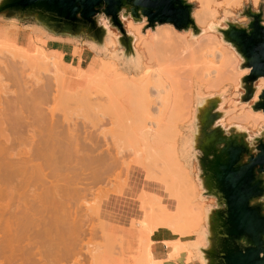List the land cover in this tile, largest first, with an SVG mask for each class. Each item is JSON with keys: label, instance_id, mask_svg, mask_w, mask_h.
<instances>
[{"label": "bare ground", "instance_id": "bare-ground-1", "mask_svg": "<svg viewBox=\"0 0 264 264\" xmlns=\"http://www.w3.org/2000/svg\"><path fill=\"white\" fill-rule=\"evenodd\" d=\"M191 1H195L198 4L197 9H196L195 13L193 14L194 19H195L194 20L195 23L198 26H201V27H204L205 29H208V31L211 30L210 32L215 31V30L216 31L219 30V28H218L219 25L217 23V20L220 19L219 17L221 16V14H222V16L229 17V16H231L232 11L239 8L238 2H234L233 0L230 2H227L224 5H221V3H218L216 0H191ZM257 2H258V0H253L252 3L254 5H257ZM124 25H125L126 30L129 34H133L132 35L133 37H134V35L136 36L137 40L134 39L135 41H137L135 43V46L141 50V51L139 50V55H137V54L135 55L136 57L134 60H132V62L126 63L127 58L126 59L123 58V56L118 53V50H117V45L119 43L118 35L116 37L112 36V37L106 38V41L104 44L105 45V47H104L105 59H102V67H101L100 71L95 75L90 74V73H86V72L81 71L79 69H76L75 72L73 71V72H70L69 74L63 73L59 69L58 60L55 58H52V57L48 58L45 55L44 49L42 47H38V49L36 48V53H33V54H36V57L34 55V58L35 59L37 58V60H39V58H40V64L43 67V69L46 70V72L48 71L47 73H50L49 71L53 72V73H50V76H49V74H48V76H45L46 77L45 79H47V82H48L49 78L53 77L52 79H49V82L52 81L51 82L52 87L49 85L51 83H48L49 86L47 85L46 82H45V84L42 83V79L44 77L39 78L38 76H39L40 71H42L43 69L40 70L38 68V70H40V71H39L38 76H37L38 79H36V81H35L36 83H34V84L38 85V87L41 89L40 93L38 92V94H34V93L31 94V89L28 87V83H26V84L22 83L25 86V88L23 89V87H24L23 85L21 86V88H19V90L23 89L22 91L24 92V93L22 92V94L19 92L20 94L19 93L18 94L20 96L16 95V97L13 99V98H8L6 93L4 94L5 96H2L0 94V184H2V185H0V186H2V187H0V199H1L0 202L3 200L2 193L5 190H8V191H6L8 194H6V192H5V194L3 193L4 195H6V196H4V198L6 197L5 199H7L8 201L9 200L11 201L12 199L13 200L16 199L15 198L16 194H14V192H17V190L16 191L14 190V188H16V186L18 184V183L16 184V181H18L19 182L18 185H20V187L18 186L17 188L27 189L28 187H30L29 189H27L30 192V194H29V192L24 193V190L23 191L21 190L23 193L20 194V192H19V195H21L20 197L26 196V194L28 193L29 194V195H27L28 199H31V201L37 202L36 204L39 203L43 208L45 207L46 209H44L43 211H40V209H39L38 212L35 211L32 214H28V215L29 216L31 215V218L34 217V219L36 218L37 220L38 219H40L41 221L45 220L44 222H46L47 224L46 223L43 224V228L45 229L46 225L47 226L50 225L51 227L50 226L49 227L52 230H54L56 234L58 233L57 235L54 236L55 233L53 234L52 230H50V228L48 229V227H47L46 228L47 230L46 229L45 230L49 233L50 236L46 235L44 233L43 234L46 236V238L50 237V239H52L53 243H57V246L59 247L57 250H59V252L61 250L62 254L64 253L63 256L60 254L62 256V260L65 258L64 260L67 261L66 258L68 259L73 254H74V256H75V254H79V256H75V257L73 256L74 258L82 256V254L80 255V253L82 251L80 252L79 250L77 251V249H76L77 252H74V253L72 252V254H71V251L65 247V245L68 243L67 241L69 240V239L68 240L66 239V236H68V235H66L64 237L63 242H60L59 241L60 239H58V237H57L60 234L59 232H61L59 238L64 236L63 231H58V230H61V228H59L60 227L59 225H61V224L64 225V223L59 224L60 222L58 219H60V221H62L64 218H69L71 220V218L74 217L77 219V216H75V215H77V212L74 211L75 213L73 214V212H71V211L62 210L61 206H62L63 202L64 201L66 202L68 200V199H65V196L74 198L73 196L75 195L74 200L78 198L81 201L85 197L80 198L78 196L79 195L84 196L85 194L83 195L84 191L82 192V190H85L87 188L85 186V189H84V186L81 185L82 183L87 185L90 178L91 179H97L99 183L100 182L104 183L103 180L106 179V178H104L105 175H107L110 178H113L115 176L114 181L116 183L117 179L120 178L121 174L126 171V173H128L129 175H128V179L124 185L120 184V181H119L117 183L120 185L117 184L118 187L116 186V188H115V185H116L115 183H114V185L109 184L110 182L108 183L106 181L107 179L104 181H106V184L108 183L107 185H109L110 187H114V189H113L114 191H118V192L120 191L119 193H121L123 196H131L132 195L131 198H133V195H134L135 200H137V198H138L139 202L141 203V209L143 210V211L141 210V212H143V213L144 212L147 213L146 210H148L147 208H144V206L146 207V205H147L148 208L150 206V203L149 204L146 203L147 201H145V200L150 199V201H151V199H153V201H154L155 198L156 199L158 198L160 201H158V199L157 200L155 199V201L156 202L158 201L157 204L160 203V204H158V205H160V208H158L159 206H157L158 210L159 209L160 210L158 211V213H155L157 211L156 210L154 212V214H157V216L160 217L158 219H160L161 221L159 220L160 222H159V224H157L158 219L155 218L156 219L155 220L154 217H152V218L155 220V223L158 226H160V228L158 227V229L163 230L165 232H168L169 238L165 242L164 246L169 251V254L171 253V251L173 253L172 256H174V252H184V253L188 254L187 260L192 261L193 264H207V260L205 258L203 251H204V249H206V247L208 245L206 244V240L204 241L201 239V238H203L201 235L203 234V230L205 227V225H204V214H205L206 221H208L211 210L206 207L205 200L201 201V202L197 201V198H198L200 192L197 189L198 187H197L196 183H194V181H193V177H191L190 174L188 173V167L185 164L186 157L184 160V158L180 154L181 150H179L178 143H180L179 142L180 138L188 139L189 134L193 131V128L195 127V125L193 126V124H195V122L197 120V116L199 114L198 110L207 107L208 102L210 100L216 99V102L218 103L217 112L222 113L221 108H223V105L225 103V99H224V92L225 91L222 92L218 96H216L215 94L212 95V94H208V93L211 91H218V90L220 91V89L222 87L230 86L231 84H232V86L235 85V88H236V86L239 85V83L241 81V78H240L241 75L236 76V75H234V73L226 70L227 62L225 63V60L227 59V57L219 49V47H222L220 44L221 41H220L219 36H217L215 34H212L211 38L213 40L208 42L205 46H198V45L195 46V44L191 40H187L186 38H184V36H182L181 38H180V36L177 37L176 32H172L173 28L167 32H163V34L160 31H156L152 35L147 34V32H146V35H142V34H140V30L142 28V25H135L131 21H128ZM202 31L203 30H200V33H202ZM109 32H111V31H109ZM179 32H182V31H179ZM188 34H190V33H188ZM194 35L196 36L198 34H194ZM0 37H2V34H0ZM35 39H37L40 44H45V42H46V41L42 40V38L41 39L35 38ZM1 43H3V45L1 44L0 47L4 46V42H1ZM88 44L90 47L91 43H88ZM5 46H4V48H0V54L6 53V55H7V53H9V55H10V56L8 55L9 59L15 65H12L13 64L12 63L11 64L12 66L10 67L11 61L9 60L8 61L9 66L7 64L5 65V63H2V64H4L5 67H9V68L6 69L4 66L3 67L6 70H8L10 75H11L10 76L8 74L7 77H11V79H12L13 76H15L14 79H16L18 77L17 75L20 74L18 70H20V72H21V64L19 65L20 66V69H19L18 68L19 66L17 67L18 59H16V58L18 56L22 57V58H25V57H23L24 55H21V56L17 55L16 51H12V50H19V49H24V48H21V47L12 45V44H8V43H5ZM7 47H9V49ZM110 52H111V55L109 54ZM38 53H39V55H37ZM37 56H39V58ZM218 58H220L223 61L221 63L216 64L217 62L215 63V61L218 60ZM36 62H38V61H36ZM27 63H29V62L27 61ZM29 65H30V63H29ZM3 67H1V68H3ZM22 67H23V64H22ZM48 67H49V70H48ZM15 68L16 69L18 68L17 72L19 74L16 73ZM23 68H25V67H23ZM34 68H35V66H34ZM6 70L4 73L7 74ZM24 72H21V73H23V75H24ZM29 72H31V71H29ZM29 72H27L26 74L28 75ZM125 72H128V73H125ZM1 73H3V72L1 71L0 74ZM2 75H4V74H2ZM29 76H30V73H29ZM242 76H243V74H242ZM22 77L24 78L25 75L21 76V78L18 77L17 79L18 80L21 79L19 81L22 82V80H23ZM31 77H34V75L32 76V74H31ZM0 78L2 79L5 77L2 76ZM45 79H44V81H45ZM18 80H17V82H18ZM21 82H19V83L21 84ZM23 82H24V80H23ZM32 83H33V81L31 82V84ZM0 84H2V83H0ZM8 84H9V81H8ZM54 85L56 88L53 87ZM31 86H34V85L32 84ZM6 87H8V86L6 85ZM50 87L52 89L53 88L56 89V90L54 89L55 90L54 95H56V91L58 93L56 96L53 95L54 90H52ZM1 90H3V89L1 88ZM19 90L17 89V91H19ZM29 91H30V93L27 94ZM11 92H13V94H14V91H11ZM11 92H9V93H11ZM25 92H27V93H25ZM7 93H8V90H7ZM16 93L17 92H15V94ZM50 93L54 96V100L56 102L58 101V103H60V102L63 103L64 104V105L62 104L63 106L67 105L68 107H70L72 105V106H75L76 108L83 110V111L87 110V111L97 113L98 118H99V116L102 119L105 118L106 113H104L105 112L104 108L108 109V111L110 110L112 112L111 113L112 115L108 119H110V118L113 119V122L116 126V132L115 133L117 135H120L121 133H123L128 138V140H127V141H129L128 144L129 145L132 144V146H128L126 144L127 147L125 148L124 151L131 152L130 150H126V149H128L129 147L130 148L132 147L131 150H133V152H135V155H136L135 158L137 159V162L134 161V163L136 162L135 163L136 165H134L133 161L131 163H129L127 161L129 163V164L127 163L128 164V166H127V165H125V163L123 161L120 162V159H123V157H119L118 154H113L112 151H111V153H112L111 154L109 151V147H111L113 143L111 144L109 142V140L103 139L104 141L106 140L108 142V143L106 142L107 146L109 143L111 146H108L107 149L105 148L106 150L105 149L102 150V148H104L103 147L104 145L101 144L100 141H98L99 139L97 138V135H96V138L93 135V134H97V133H92V131L91 132L82 131L81 128L78 127V124L77 125L75 124L76 121H78L79 119L78 120L74 119L73 121L75 123L72 122L70 118H73V117L70 116L71 115L70 113H69L70 117H68V115L66 116V114H68V113H65V115H64L63 112H65V111L62 112V110H64V109L61 110L62 116L61 115H59V116H61L63 118L68 117L70 122L64 121V123H63V120L61 119L62 120V124H61L59 121L54 119V117H56V116L53 114V112L55 113L56 111L54 109H53L54 111H52V109H49L50 115L52 114V116L50 118H47L46 123H44V124H47L46 129H45V127L39 128V126H42V125L40 123H39L40 125L37 123V125H39L37 130L39 129V131H40V129H41L42 130L41 133H42L44 131L43 129H45V131H44L45 134L43 133V135H42L40 133V135H42L40 138L38 135V133H39V131H38L37 135H38L39 139L38 138L36 139V135L32 134V136H30V131H31L30 129L32 128V126H35L34 124L37 121H35V119H34L35 122L31 121L32 119L30 118V115L32 113L29 115L27 114V113H29L28 110L30 108V106H29L30 102L29 101L32 102L31 99L39 100L41 102L42 101L45 102V104H46L50 101V99L51 100L53 99L51 97L52 95ZM218 93H220V92H218ZM26 94L27 95L31 94L30 95L31 97L28 96V97H30V98H28ZM49 95H51V96H49ZM99 95L100 96L105 95V98L104 97L98 98ZM46 97H49V99H48L49 101L47 100ZM55 97H56V99H55ZM99 99H102V100L100 101ZM97 100H99V101H97ZM55 101H53V102H55ZM43 102H42V104H43ZM58 105L59 104L55 103L56 107ZM4 106H6V108ZM28 106H29V108H28ZM34 107L36 108L37 104ZM53 107L54 106L52 105V108ZM102 107H103L102 110H104L103 113H101L102 110L100 111V109ZM62 108H64V107H62ZM31 109H32V107H31ZM38 109L39 108H36L35 110L37 111ZM58 109H59V107H58ZM67 110L68 109H66V111ZM70 110H71V107H70ZM59 111H60V109H59ZM42 112H44V111H42ZM244 112L245 113H243L241 115L240 114H237V115L233 114L230 117H228L227 120H224V116L226 114L223 113L222 117L218 120L217 125L222 127L225 131H228L229 129L233 128L236 132L247 133L248 136H250L249 135L250 129L251 130L257 129L256 134L259 133V134L264 135V115H257V114L252 113V112L249 113V111H246V110ZM36 113H38V114H35V115H39L40 112H36ZM57 114H59V113L57 112L56 115ZM74 114H75V112H74ZM40 115H41V113H40ZM40 115L38 117H40ZM53 115H54V117H53ZM107 115L109 116V114H107ZM38 117H34V118H38ZM41 117H42V115H41ZM41 117H40V119H42ZM82 118L83 117H81V120H82ZM101 118L99 120H102ZM191 118H192V122H190L188 124V122L191 120ZM40 119H39V121H40ZM67 119H65V120H67ZM86 119H88L87 116H86ZM42 121H45V120H42ZM95 121L96 120H94V121L92 120V124H94L93 122H95ZM224 121L226 122V124ZM96 122H98V121H96ZM109 122H111V121H109ZM72 123H74V124H72ZM83 123L84 122H82V124ZM101 123H99V124H101ZM82 124H80V125H82ZM185 124H188V125L184 128V131H183V125H185ZM43 126H45V125H43ZM94 126H97V123L94 124ZM90 127L91 126H89V128ZM35 128H36V126L32 129H35ZM86 128H88V127H86ZM93 130H95V129H93ZM93 132H95V131H93ZM102 132H104V131H102ZM105 133L106 132H104V134ZM107 133H109V131H107ZM196 133H197V131H196ZM99 134H98V136H99ZM105 137L103 136V138H105ZM108 138H110V137H108ZM114 138H116L117 143H120L119 140L117 139L116 135L114 136ZM249 139H250V137H249ZM189 140H190V137H189ZM115 142H114V148H116ZM121 144H122V142H121ZM106 145H105V147H106ZM181 146H183V145H181ZM20 147H22V150H20ZM124 147H123V149H124ZM110 150H113V148H111ZM97 152H98V154H96ZM185 152H187V150H185ZM123 155H124V153H123ZM133 155H134V153H133ZM190 162H191V160H190ZM93 163H94V165L97 164L100 167L101 166L104 167L103 165H106L105 166L106 167L105 173H104V171L102 173V176L104 179L102 178V176L100 174L102 172L101 170H100V172H89L88 173V171L90 170V166H92ZM137 163H138V165H137ZM94 165H93V168H96L97 166L94 167ZM124 165H125V167H128V168L129 167H132V168L135 167L136 169L134 168V170H132V169L124 170L123 169L124 167H122ZM105 167L103 168V170L105 169ZM149 169H150V172H149ZM93 170H96V169H93ZM117 171H118V173H117ZM142 171L144 172V176H140V172H142ZM147 173H148V175H146ZM103 174H105V175H103ZM122 175H124V174H122ZM111 176H113V177H111ZM146 177H147L148 181H149V178L151 179L150 182L152 183V185L154 184V187H152V186L151 187H152V189L155 190V192H154L155 196H156L155 198L147 197V194L150 195L149 194L150 192H146V189H145L146 185L145 184H144L145 185L144 190L146 193L143 192V190H140L141 188L143 189L142 184L145 183V182H141V180L146 179ZM121 182L123 183V181H121ZM13 183L16 184V186ZM140 183H141V186H140L141 188H137L138 187L137 185ZM151 183H150V185H151ZM21 184L24 187L26 186L27 188H23L21 186ZM146 184H149V183L147 182ZM183 184L185 185L184 190L187 191V194L185 193L186 194L185 200L187 199L186 197H188L187 195L190 196L187 199V201H184V199H182L183 198V196H182L183 191H181L182 190L181 188H182ZM3 185L5 188L2 191ZM79 185H80V187H79ZM81 187H83V188H81ZM105 187L107 188V186H104L103 188H105ZM110 187H108L107 189L105 188L106 192H108L107 190ZM80 188H81V190H79ZM100 188H99V192H100ZM136 188H137L138 192L136 191ZM12 189L14 191H12ZM105 189H104V191H105ZM134 189H135V191L133 192ZM27 190H25V191H27ZM109 190H112V189L110 188ZM93 191L94 190H92V192ZM139 191H141V194ZM81 192H82V194H81ZM85 192H86V190H85ZM106 192H104V193L106 194ZM181 192H182V195H181ZM136 193H139L138 194L139 196ZM12 195H15V197ZM99 195H97V197ZM104 195H102V196L100 195V196L103 198ZM141 195L146 196V197H142ZM27 196H26V198H27ZM86 196H87V194H86ZM20 197H18L19 201H21ZM68 197H66V198H68ZM139 197H141V198H139ZM72 198H71V200H72ZM91 200H93V199H91ZM140 200H143V201H140ZM68 201H70V199ZM76 201H73V202L76 203ZM86 201H89V200H86ZM155 201L151 204L156 203ZM85 202H84V204H85ZM98 203H99V199H98ZM39 204H38V206H39ZM2 205L3 204H1V206ZM34 205H35V203H34ZM90 206L91 205H89V207H88L89 209L93 207V206L92 207H90ZM155 207H156V205H155ZM143 208L145 209V211ZM157 208H155V209H157ZM151 209H153V207ZM30 210H32V209H30ZM68 210H69V208H68ZM141 212L139 213V216H137V217H139V219L138 218L135 220L133 219L131 222V227L133 228V231H136V230L139 231L143 228V226L141 228V224H140V222H141L140 216L142 215ZM149 212H152V210ZM18 213H19V211H18ZM145 213H144L145 217L142 216L144 218H146L147 215L149 216L148 213L146 215H145ZM153 215H150L149 217L151 218V216H153ZM148 216H147V218H148ZM31 218H30V220H31ZM150 218H148V219H150ZM53 219L55 220L54 223L57 222L56 224H59V225H57V226H55L56 224H54V225L49 224L48 225V223L53 224V221H54ZM148 219H147V222H148ZM48 220H51V221L47 222ZM28 221H29V218H28ZM73 221L76 222L74 219H73ZM74 222L73 223L69 222V223H71L74 226ZM77 222L79 223V221H77ZM142 222H144V221H142ZM152 222H149V223L152 224ZM194 222H196V223H194ZM25 223H26V221H25ZM32 223H33V221H32ZM39 223H40L39 226H41L42 222H39ZM10 224L12 225L13 223L10 222ZM19 224L21 225V223H19ZM30 224H28V225L30 226ZM65 224H66V222H65ZM195 224H196V226H195ZM22 225H23V223H22ZM148 225L147 226L149 229L151 227L152 229H154V231H159L157 229L155 230V227H157V225L154 224L155 225V227L153 225L154 228L150 224H148ZM16 226H18V224ZM67 226H68V221H67ZM144 226H146V224ZM7 227L9 230V228H10L9 223H8ZM53 227H57V229L58 228L59 229L57 230L56 228H53ZM12 228H13V226H12ZM73 228H74L73 229L74 232L78 231V230L75 231V229H76L75 226ZM81 228H80V230H81ZM144 228H145V230L147 229L146 227H144ZM144 228L141 230V233L144 230ZM207 228H208V225H207ZM128 229L125 230V228H123V230H125V231H128ZM149 229H148V232H151V235H152V231H151V229L149 231ZM13 230H14V228L12 229V231ZM24 230H23V232H24ZM34 230H36V229H34ZM5 231H6V228H5ZM12 231L9 230L7 233L9 234ZM16 231H18V230H16ZM46 231H44V232H46ZM64 231H65V229H64ZM66 231L69 232L70 229L69 230L66 229ZM73 231H72L73 235L72 234L71 235L74 238V235L76 236V234H74ZM14 232L15 231H13V233ZM38 232H41V230H38ZM24 233H26V232H24ZM51 233H52V235H51ZM78 233L80 234V231ZM145 233L146 234L142 233L143 234L142 236L147 235V231H145ZM12 234H10V236H12ZM18 234L21 235V232H19ZM151 235L148 234V237H146V236L144 237V239L146 238V240L148 239L149 241H146L143 239L144 240L143 243L141 245L139 244V246H138L139 250L137 251L136 256L132 257V260L130 259L131 261L130 262L128 261L129 262L128 264H177L174 261L170 262L168 257H166L165 259H159L152 252V250H151L152 240L149 239V238H151L150 237ZM72 236H71V239H73ZM6 237L9 240H6V242H4L3 240L2 241L4 242V244H6V245H4V244L3 245L8 246V247L0 248V257L5 258L7 261H10L12 263V261L15 260V256L20 257V256L16 255V253L20 250L16 251L15 248H17V247L15 245H14L15 248L13 245L11 247L10 244H11V242L14 244V242H16V239H19V237L17 238V236H15L13 234L12 239L16 238L13 241H12L11 237H9V235ZM52 237H54V239L56 241L58 239V241L56 242L55 240H53ZM81 238H82V236H81ZM141 238H143V237H141ZM64 240H66L65 242H67V243H65ZM7 241H8V243H7ZM52 241H50V242H52ZM61 241H62V239H61ZM74 241H76V240H74ZM60 243L64 246H61ZM63 243H65V244H63ZM70 243L73 244L76 242L72 241ZM4 246H2V247H4ZM50 247H52V246H50ZM62 247L66 248L67 251L66 250L62 251ZM76 247H77V245L75 246V248ZM91 247H92V245H91ZM100 247H102V246H100ZM6 248H8L7 249L9 251L8 254H6V251H7ZM12 248H14V249H12ZM52 248H54V247H52ZM80 250H82V249H80ZM99 250H101V249H99ZM14 251H15V253H14ZM90 251H92V250H90V247H89V252ZM96 251L100 252V251H98V249ZM105 252H104V254H105ZM120 252H121V250H120ZM93 253H94V255L96 254L95 251L92 252V255H93ZM100 253H102V252H100ZM108 253L106 252L105 256L107 255L110 258L111 256H109V255H111L112 253L109 255H108ZM53 254H50L51 255L50 258L52 257ZM55 254L56 255H54V256L58 257L57 253H55ZM87 254H89V253H87ZM27 256H28V254H27ZM115 256H117V255H115ZM99 257H100V255H99ZM102 257H103V255H102ZM106 257H104V258H106ZM21 258H22V254H21ZM50 258H47V260ZM53 259L55 260V258H53ZM58 259L61 260V257L57 258V260ZM79 259L80 258H78V260ZM54 260L53 261L49 260V262L51 261V263H52V262H54ZM62 260H61V262H62ZM75 260H77V259H75ZM75 260H74V262L79 263V262H77L78 260L77 261H75ZM94 260H95V258H94ZM171 260H173V258H171ZM22 261H24V260H22ZM97 261H98V259H97ZM103 261L106 262V259H104ZM107 261H109V259ZM46 263L48 264V262H46ZM46 263H44V264H46ZM108 263H110V262H108ZM59 264H61V263H59ZM62 264H63V262H62ZM79 264H81V262ZM106 264H107V262H106ZM111 264H113V263L111 262Z\"/></svg>", "mask_w": 264, "mask_h": 264}, {"label": "water", "instance_id": "water-1", "mask_svg": "<svg viewBox=\"0 0 264 264\" xmlns=\"http://www.w3.org/2000/svg\"><path fill=\"white\" fill-rule=\"evenodd\" d=\"M105 17L120 32L119 44L132 51L133 41L123 19L135 23L147 20L144 29L171 25L178 31L200 34L188 0H1L0 17L30 19L62 37L86 36L91 43L102 44L106 29L99 23ZM247 25L228 23L219 29L243 59V102L252 101L256 83L264 78L263 12L248 8ZM216 99L198 110L193 149L200 167L204 196L217 200L208 219V246L204 249L207 264H264V135L253 140L233 128L225 131L217 125L223 113L217 112ZM264 112V90L253 105Z\"/></svg>", "mask_w": 264, "mask_h": 264}, {"label": "rangeland", "instance_id": "rangeland-1", "mask_svg": "<svg viewBox=\"0 0 264 264\" xmlns=\"http://www.w3.org/2000/svg\"><path fill=\"white\" fill-rule=\"evenodd\" d=\"M1 1V0H0ZM218 3H221V5H224V4H226L227 2H230V1H232V0H216ZM234 2H238V6H239V8L238 9H236V10H234V11H232V14H231V16H229V17H225V16H222V14H221V16L219 17L220 19H218L217 20V23H218V25H219V29H224V28H227V24L228 23H238V24H240V25H247V24H249V22H250V20L246 17V16H244V12H245V10L246 9H248V8H252L255 12H259L260 10H262V12H263V18H264V0H258V2H257V5H254L252 2H253V0H233ZM188 2L190 3V4H192L193 5V14L195 13V11H196V9H197V3L195 2V1H191V0H188ZM235 8V7H234ZM193 18H194V16H193ZM128 20H131V22L133 23V19L132 18H127V19H124L123 20V23H127V21ZM195 20V19H194ZM99 23L101 24V25H105V24H108V26H109V28L113 31V32H115V33H117V35L118 36H120V32H118L115 28H112V26L109 24V22L107 21V19L103 16V17H99ZM142 23H144L143 25H142V28H141V30H140V34H142V35H146V33L145 34H143L144 33V29L148 26V24H147V20L145 19ZM27 24H36L35 23V21L34 20H30V19H24V20H20V19H7V18H5V17H0V26H6V27H11V26H17L18 28L19 27H22L23 25H27ZM134 24V23H133ZM197 25V24H196ZM226 25V26H225ZM158 27V26H157ZM156 27V29L154 30V31H152V30H148V31H146L147 32V34H153L154 32H156V31H160L162 34H163V32H167V31H169L170 29H172L173 28V31L172 32H176V36L177 37H179L180 36V38L182 37V36H184V38H186L187 40H191L194 44H195V46L196 45H198V46H205L208 42H210V41H212L213 39L211 38V36H212V34H215V35H217V36H219V38H220V41H221V46L222 47H219V49L225 54V56L227 57V61L225 60V63L227 62V64H226V70H228V71H230V72H232V73H234V75H236V76H238V75H241V81H240V83H239V85H237L236 86V88H235V85H233L232 86V84L230 85V86H224V87H222L221 89H220V91L218 90V91H211V92H209L208 94H212V95H216V96H218V95H220L222 92H224V99H225V103H224V105H223V108H221V112L222 113H225L226 115L224 116V120H227L228 119V117H230L231 115H237V114H243V113H245L244 111L246 110V111H249V113L250 112H252V113H255V114H257V115H264V112L263 111H254L253 110V105L255 104V102L258 100V97H259V95L261 94V92H262V90H264V78H261L257 83H256V88H257V90H256V92H255V95H254V98H253V100L252 101H249V102H243L242 101V96L245 94V90H244V88L242 87V78L245 76V75H247V74H249V72H250V70L249 69H242V64H243V59L237 54V52L235 51V49L230 45V44H228V43H226L224 40H223V37H222V35L218 32V31H212V32H210V31H208V29H205L204 27H201V26H198L197 25V27L200 29V30H203L202 31V33H200V34H198V35H194V33H193V30L192 29H190V30H188V31H182V32H179V31H177L173 26H169V25H167V26H163V27H158L157 28ZM169 28V29H168ZM205 29V30H204ZM188 33H190V34H188ZM1 38V37H0ZM65 39H69V37H64ZM171 38V37H170ZM71 39H73V41H75L76 43H77V45H76V47L77 48H75V49H79V51H82L83 49H86V48H88V46H89V44L88 43H91L89 40H88V38L86 37V36H81V37H78V38H71ZM86 41V42H85ZM1 42H4V46H5V43H8V44H12V45H15V46H18V47H21V48H24V49H19V50H12V51H16V54L17 55H24L23 57H25V58H22V57H17L16 59H18V61H17V67L21 64V72H24V75H25V77L23 78L22 77V79L24 80V82H23V80H22V82L21 81H19V80H21V79H17L18 77H20L21 78V76H24L23 75V73H21L20 72V70H18V68L20 69V66L16 69L15 68V70H16V73L17 74H19V75H17L18 77L16 78L17 80H18V82H17V80L16 79H14V77L15 76H13V78L11 79V77H7L8 76V74L10 75V73H9V71L8 70H6V69H8L9 67H5L4 66V64H2V63H5V65L7 64L8 66H9V64H8V61L10 60L9 59V53H7V55H6V53H2V54H0L1 56H0V70L3 72V73H1L0 75V77H2V76H4L5 78H0V83H2V84H0V87L3 89V90H1V88H0V94L2 95V96H5L4 94L6 93L7 94V97L8 98H15L16 97V95H18V96H20L19 94L21 93L22 94V90L25 88V86L22 84V83H28V87L31 89V94H38V92L40 93V88L38 87V85H36V84H34V83H36L35 81H36V79H38V77L39 78H43L42 79V83H44L45 84V82L47 83V85H48V83H51V82H49V79H52V78H49L48 79V82H47V79H45L46 77L45 76H48V74H49V76H50V73H53V72H51V71H49L50 73H47L46 72V70L45 69H43V67L41 66V64H40V58H39V56H37L38 58H39V60H37V58L35 59L34 58V55H35V57H36V54H33V53H36V52H30V51H28L25 47H23V46H19V45H16V44H13V43H10V42H8V41H6V40H0V46H1V44L3 45V43H1ZM39 43V42H38ZM44 45L45 44H40L39 43V47H42L43 49H44ZM4 46H2V47H0V48H4ZM6 47V46H5ZM224 47V48H223ZM8 49H9V47H7ZM6 48V49H7ZM12 49V48H11ZM10 49V50H11ZM136 49L139 51L140 49H138L137 47H136ZM23 50V51H22ZM117 50H118V53L119 54H123V52L125 51V49L123 48V47H121L120 46V44L118 43V45H117ZM45 51V50H44ZM141 51V50H140ZM25 54H24V53ZM110 55H111V52L109 53ZM9 55V56H8ZM37 55H39V53L37 54ZM45 55H46V52H45ZM47 56V55H46ZM6 57V58H5ZM48 58H51V57H49V56H47ZM3 58V59H2ZM8 59V60H7ZM27 59V60H26ZM35 59V60H34ZM5 61V62H4ZM11 61V60H10ZM27 61L30 63V65H29V63H27ZM36 61H38V62H36ZM223 60H221L220 58H218V60H216L215 61V63L216 64H218V63H221ZM13 62L11 61L10 62V67L12 66V65H15L14 63L12 64ZM16 63V62H15ZM19 63V64H18ZM27 63V64H26ZM37 63V64H36ZM12 64V65H11ZM22 64H23V67H25V68H23L22 67ZM40 64V65H39ZM38 65V66H37ZM6 68H4V67ZM34 66H35V68H34ZM67 67H65V69L67 70V71H70V72H75L76 71V68H70V67H68V65H66ZM1 67H3V68H1ZM28 68V69H27ZM38 68L41 70V69H43L42 71H40V70H38ZM27 69V70H26ZM37 69V70H36ZM51 69V68H50ZM5 70H6V72H7V74L6 73H4L5 72ZM17 70L19 71V73L17 72ZM48 70H49V67H48ZM52 70V69H51ZM0 71V72H1ZM29 71H31V72H29ZM39 71H40V73H39ZM27 72H29L30 73V76H29V73H28V75L26 74ZM34 74H33V73ZM46 72V73H45ZM37 73V74H36ZM38 73H39V76H38ZM2 74H4V75H2ZM6 74V75H5ZM31 74H32V76L34 75V77H31ZM242 74H243V76H242ZM21 75V76H20ZM42 77H41V76ZM52 75V74H51ZM54 75V74H53ZM11 76V75H10ZM28 76V77H27ZM38 76V77H37ZM55 77V76H54ZM10 80H9V79ZM34 80H33V79ZM26 79V80H25ZM29 79V80H28ZM44 79H45V81H44ZM16 82H15V81ZM28 80V81H27ZM8 81H9V84H8ZM33 81V85L34 86H31L32 84H31V82ZM44 81V82H43ZM7 82V83H6ZM14 82V83H13ZM19 82H21V84L19 83ZM16 84V85H15ZM55 84V83H54ZM6 85L8 86V87H6ZM20 85V86H19ZM24 86L23 87V89H20L19 90V88H21V86ZM50 86L52 85V83L51 84H49ZM48 85V86H49ZM18 86V87H17ZM31 86V87H30ZM52 87V86H51ZM50 87V88H51ZM53 87H55V85L53 86ZM6 88V89H5ZM27 88V87H26ZM28 88V89H29ZM56 88V87H55ZM55 88H51L52 90H54ZM10 89V90H9ZM17 89L19 90V91H17ZM29 89V90H30ZM35 89V90H34ZM50 89V90H51ZM7 90H8V93H7ZM49 90V91H50ZM56 90V89H55ZM55 90H54V92H53V95L55 94ZM222 90V91H221ZM11 91H14V94H13V92H11ZM9 92H11V93H9ZM15 92H17L16 94H15ZM20 92V93H19ZM51 92V93H52ZM216 92V93H215ZM218 92H220V93H218ZM19 93V94H18ZM24 93V92H23ZM25 93H27V92H25ZM30 93V91L27 93V94H29ZM50 93V94H51ZM26 94V95H27ZM30 94V95H31ZM58 93H57V91H56V95H57ZM11 95V96H10ZM30 95H27V97L28 96H30ZM52 95V94H51ZM51 95H49V96H51ZM51 96L53 99V101H55L54 100V96H56V95H54V96ZM33 96V95H32ZM31 97V96H30ZM30 97H28V98H30ZM102 97H104L105 98V95L104 96H98V98H102ZM47 98V100L49 99V97H46ZM55 99H56V97H55ZM32 100V102L31 101H29L30 103V108H29V106H28V108H29V110H28V112L29 113H27L26 111V113L29 115V114H31L30 115V118L32 119H30L32 122L34 121V119H35V121H37L34 125L36 126V128L35 129H32V128H34L35 126H32V128L30 129L31 131H30V136H32V134L33 135H36V139L38 138V135H39V137L41 138V136L43 135V133H44V131H45V129H46V125L47 124H44V123H46V121H47V118H50L51 116H52V114L50 115V111H49V109H52V111H56L55 113L53 112V114L56 116V117H54V115H53V117H54V119L55 120H57V121H59L61 124H62V120H63V123H64V121H69L70 122V120H69V118L68 117H70V116H72L73 118H70L71 119V121L72 122H74L73 120L75 119V120H78V121H76V125L78 124V127L79 128H81V130L82 131H88V132H91L92 131V133H97V134H93L94 136H95V138H96V135H97V138L99 139H97L98 141H100L101 142V144H103L104 146V148H102V150L103 149H107V147L108 146H111L110 145V143L112 144V146L111 147H109V151H110V153H111V151H112V153L113 154H118L119 155V157H123V159H120V162H124L125 163V165H127L128 166V164L129 163H131L132 161H133V163H134V161H136L137 162V159L135 158L136 157V155H135V152H133V150H131V148L129 149H126V150H130L131 152H126V151H124L125 150V148L127 147L126 146V144L128 145V146H132V144H128V142L129 141H127L128 140V138L123 134V133H121L120 135H117L115 132H116V126H115V124H114V122H113V119H108L109 117H111V111L109 110L108 111V109H106V108H104L105 109V112L104 113H106L105 115V118L104 119H102L100 116H99V118H98V116H97V113H94V112H91V111H87V110H80V109H78V108H76L75 106H70L71 107V110H70V107H68L67 105L66 106H63L64 104L63 103H58V101L56 102H53L51 99H50V101L53 103H51L49 100V104L48 103H46L45 104V102H43V104H42V102L41 101H39V100H33V99H31ZM46 100V101H47ZM100 101L102 100V99H99ZM99 100H97V101H99ZM36 101V102H35ZM38 102V103H37ZM35 103V104H34ZM55 103L56 104H59L57 107L55 106ZM102 103V102H101ZM34 104V105H33ZM36 104H37V107L36 108H39L37 111L35 110L36 108L34 107V106H36ZM63 104V105H62ZM48 105V106H47ZM52 105L54 106L53 108H52ZM20 106V105H19ZM45 106V107H44ZM5 108H6V106H4ZM22 107V106H21ZM31 107H32V109H31ZM56 107V108H55ZM58 107H59V109H60V111H59V109H58ZM62 107H64V108H62ZM68 107V108H67ZM68 109L67 111H66V109ZM48 109V110H47ZM54 109V110H53ZM62 109H64V110H62ZM103 109V107L100 109V111ZM194 109V108H193ZM61 110H62V112L63 111H65V112H63L64 113V115H65V113H68V114H66V116L68 115V117H61L62 116V112H61ZM13 111V110H12ZM42 111H44V112H42ZM72 111V112H71ZM103 111L104 110H102L101 111V113H103ZM36 112H40L41 113V115H42V117H41V115H40V113H39V115H40V117L42 118V119H40V117H38L39 115H35V114H38V113H36ZM59 113V114H57L56 115V113ZM74 112H75V114H74ZM228 112V113H227ZM43 113V114H42ZM52 113V112H51ZM71 115H70V114ZM73 113V114H72ZM84 113V114H83ZM86 114V115H85ZM107 114H109V116L107 115ZM59 115H61V116H59ZM63 115V116H64ZM70 115V116H69ZM58 116V117H57ZM83 117L82 118V120H81V117ZM86 116L88 117V119H86ZM108 116V117H107ZM34 117H38V118H34ZM44 117V118H43ZM80 117V118H79ZM68 118V119H67ZM102 119V120H99V119ZM107 118V119H106ZM39 119H40V121H39ZM62 119V120H61ZM65 119H67V120H65ZM94 121V120H96V121H98V122H93L94 124H96L97 123V126H94V124H92V120ZM42 120H45V121H42ZM106 120V121H105ZM30 121V122H31ZM34 121V122H35ZM100 121V122H99ZM109 121H111V122H109ZM42 122V123H41ZM81 122V123H80ZM82 122H84L83 124H82ZM102 122V123H101ZM190 122H192V118H191V120L188 122V124L190 123ZM225 122V121H224ZM37 123L39 124H41L42 126H39V125H37ZM74 123H72V124H74ZM99 123H101V124H99ZM80 124H82V125H80ZM99 124V125H98ZM109 124V125H108ZM188 124H185V125H183V131H184V128L188 125ZM195 124H196V122H195ZM195 124H193V126L195 125ZM225 124H226V122H225ZM43 125H45V126H43ZM87 125V126H86ZM38 126H39V128H43V127H45V129H43L44 131L41 133V129H40V131H39V129L37 130V128H38ZM81 126V127H80ZM85 126V127H84ZM89 126H91L90 128H89ZM94 126V127H93ZM104 126V127H103ZM86 127H88V128H86ZM100 128V129H99ZM84 129V130H83ZM93 129H95V130H93ZM97 129V130H96ZM105 129V130H104ZM101 130V131H100ZM109 131V133H107V131ZM39 131V133H38V135H37V132ZM93 131H95V132H93ZM101 133H100V132ZM102 131H104V132H106L105 134H104V132H102ZM36 132V133H35ZM250 133H249V137H250V139L252 140V139H255V138H257V137H260L261 136V134H256L257 133V129L256 130H251L250 129V131H249ZM35 133V134H34ZM40 133L42 134V135H40ZM100 133V134H99ZM45 134V133H44ZM98 134H99V136H98ZM107 134V135H106ZM116 135V137H117V139L119 140V142L120 143H117V141H116V138H114V136ZM102 136V137H101ZM103 136L105 137V138H103ZM108 137H110V138H108ZM112 137V138H111ZM39 139V138H38ZM103 139H106V140H109V144H108V146L106 145V140L104 141H102ZM96 140V139H95ZM179 140H181V138L179 139ZM115 142V147L116 148H114V142ZM105 142V143H104ZM121 142H122V144H121ZM108 143V142H107ZM124 143V144H123ZM121 144V145H120ZM105 145H106V147H105ZM125 146V147H124ZM123 147H124V149H123ZM111 148H113V150H110ZM105 149V150H106ZM20 150H22V147H20ZM115 151V152H114ZM100 152V151H99ZM193 153H192V157H191V162H190V169L188 168V173L190 174V176L191 177H193V181H194V183H196V185H197V189H198V191L200 192L199 193V196H198V198H197V201H199V202H201V201H204L205 200V204H206V207L208 208V209H210V210H212V209H215V208H217V200L215 199V198H213V197H204V190H203V188H202V185H200V178H199V175H200V167H199V164H198V160L196 159V156H200V153L199 152H196L194 149H193V151H192ZM111 153V154H112ZM123 153H124V155H123ZM133 153H134V155H133ZM96 154H98V152L96 153ZM95 154V155H96ZM133 155V156H132ZM128 156V157H127ZM127 159H126V158ZM135 159V160H134ZM129 163H128V162ZM135 162V163H136ZM128 163V164H127ZM134 163V165H136ZM93 165H94V163L92 164V166H90V170L88 171V173L89 172H100V170L102 171L100 174H101V176H102V173H103V171H104V173H105V170H106V165H103L104 167H105V169L103 170V168L104 167H100L99 165H97V164H95L94 165V167H96V168H93ZM125 165L124 166H122V167H124L123 169L124 170H126V169H132V170H134V168H132V167H125ZM137 165H138V163H137ZM101 169H100V168ZM161 168V167H160ZM93 169H96V170H93ZM136 169V168H135ZM121 170V169H120ZM123 170V171H124ZM191 170V171H190ZM119 171V170H118ZM118 171H117V173H118ZM120 172V171H119ZM128 172V171H127ZM147 172V171H146ZM149 172H150V169H149ZM191 172V173H190ZM126 171L125 172H123L122 174H124V175H122L121 174V176H120V178H118L117 179V181H116V183H115V176L113 177V176H111V177H113V178H110V177H108L107 175H105V174H103V175H105V177L104 178H106V179H104L103 178V176H102V178L104 179V180H106L109 184H113L114 185V183L116 184L115 185V188H116V186H117V182H119L120 181V184H122V185H124L125 184V182L127 181V179H128V173H126ZM146 175H148V173L146 174ZM152 175V174H151ZM140 176H144V172L142 171V172H140ZM124 177V178H123ZM145 178V177H144ZM149 178V177H148ZM110 181H109V180ZM91 180V181H90ZM103 180V182L104 183H102V182H98V180L97 179H89V181H88V184L86 185V184H81L82 186H84V189H85V186L88 188H86L85 190H86V192H85V190H82V192H83V195L84 196H78V197H80V198H84L83 200H79L78 198L77 199H75L74 200V198H75V195L73 196L74 198H72V197H68V196H65V199H70V201H64L63 202V204H62V210H64V211H71V212H73V214L75 213V212H77V215H75V216H77V219L76 218H71V220L69 219V218H64L62 221H60V219H58L59 220V224H61V223H64V225H59V224H56V223H54L55 222V220L53 221V224L52 223H48V225L49 224H51V225H54V224H56L55 226H57V225H59L60 227L59 228H61V230H58L57 229V227H53V228H56L58 231H63V234H64V236L63 237H61V238H59V236H60V234H61V232H59L60 234L57 236L58 237V239H60L59 241L60 242H63V239H64V237L66 236V235H68V236H66V239L68 240H70L71 239V236L73 235L72 234V231H73V227L75 226V231L76 230H78V231H76V232H74V234H76V236L74 235V238H73V236H72V238L73 239H71L73 242H76V243H70V242H72L71 240L69 241H67V242H65L66 240H64V242L65 243H67L66 245H65V247L68 249V250H70L71 251V254H72V252L74 253V252H77L78 250L81 252L80 253V255L82 254V256H80V257H76V258H74L75 256H79V254H75V256H74V254L72 255V256H70L68 259L66 258V260L67 261H65L64 259L62 260V256H63V254H62V252H61V250H60V252H59V250H57L59 247L57 246V243H53V241H52V239H50V237H48V238H46V236L44 235V234H46V235H49V233L46 231L47 229V227H48V229L51 227L50 225V227L49 226H45L46 228V230L43 228V224H45L46 222H44V221H41L40 219H34V217L33 218H31V215L29 216L28 214H32L33 212H38V210L40 209V211H43L44 209H46L45 207L43 208L39 203V206H38V204H36L37 202H35V201H31V199H28V196L27 195H29L30 194V192L27 190V189H29L30 187H24L22 184H21V186L23 187V188H27V189H20V188H17L18 186L20 187V185H18L19 184V182L18 181H16V184H17V186H16V184H14L15 186H16V188H14L13 186V188H14V190L16 191L17 190V192H14V194H16V197H15V195H12V196H14L16 199H12L11 201L9 200H7V199H5L4 198V196H6V195H4L5 194V192L6 191H8V190H5L3 193H2V195H3V200L0 202V248H5V247H8V246H4V245H6V244H4V242H6V240H9V239H7V237L6 236H8L9 235V237H11V239H12V236H13V234L15 235V236H17V238L19 237V239H16V238H13L12 239V241L13 240H15L16 239V242H14V244L11 242V244H10V246L12 247V245L14 246H16L17 248H15V246H14V248L16 249V251L17 250H20V251H18L17 253H16V255H18V256H20V257H16L15 256V260H13L12 261V263L10 262V261H7L5 258H2V257H0V264H44V263H46V262H48V264H59V263H61L62 264V262H63V264H79L80 262H81V264H106V262H107V264H111V262L114 264H128L131 260H132V257H134V256H136V253H137V251L139 250L138 249V246H139V244L141 245L142 243H143V241L144 240H146V238L144 239V237L146 236V237H148V234L149 235H151V232H148V224H150L152 227H153V225L155 224V225H157V224H159V222L161 221L160 219H158V218H160L159 216H157V214H154V212L155 213H158V211L160 210H158V208H160V205H158V204H160V203H158L157 204V202L158 201H160L158 198V201L156 202L155 201V190L154 189H152V187H154V184L152 185V183L150 182V178H149V181H148V179H147V177H146V179H142L141 180V182H145V183H143L142 184V187H143V189L140 187L141 186V183L140 184H138L137 186V188H141L140 190H143V192H145V190H144V188H145V185H146V192H150L149 194L150 195H148L147 194V197H149V198H155L154 199V201L156 202V203H154V204H151V203H153L154 201H153V199H151V201H150V199L149 200H145V201H147L146 203H150V206H149V208L147 207V205H146V207L144 206V208H147L149 211H151L152 210V212H149L148 210H146L147 211V213L149 214V216L150 215H153V216H151V218L148 216V218H150V219H148L147 218V216H146V218H144L145 216H144V213L143 212H141V203L139 202V200H138V198H137V202L140 204V212H141V216H140V219H141V222H140V224H141V228H142V226H143V228L144 227H146L147 229L145 230V228H144V232L142 231V233H144V234H146L145 233V231H147V235H144V236H142L143 234L141 233V230L143 229H141V230H139V231H137V236H136V239L135 240H133L134 241V246H133V248H131V250L130 249H127L126 247H125V243H124V239L122 238V234L123 233H125L126 231L125 230H127L128 228H125V230H122L121 228H123V227H120V226H117V225H115V224H113L112 222H109V221H107L106 219H105V217L102 215V206H103V203L109 198V197H111V196H123L121 193H119L118 191H114L113 189H114V187H110L109 185H107L106 184V181H104ZM121 181H123V183L121 182ZM149 183V184H146L147 182ZM112 182V183H111ZM150 183H151V185H150ZM120 184H118V185H120ZM145 184V185H144ZM0 185H2V184H0ZM90 185V186H89ZM121 185V186H122ZM102 186V187H101ZM104 186H107V188L108 187H110L112 190H107L108 192H106V189L105 188H103ZM150 186V187H149ZM152 186V187H151ZM0 187H2V186H0ZM79 187H80V185H79ZM101 187V188H100ZM118 187V186H117ZM156 187V186H155ZM5 187H4V185H3V188H2V191H3V189H4ZM81 188H83V187H81ZM81 188L79 189V190H81ZM99 188H100V192L102 193H100L99 192ZM137 188H136V191L138 192V190H137ZM184 188H185V185L183 184L182 185V190L181 191H183V195H182V192H181V195L183 196V198L182 199H184V201H187V199L190 197L189 195H187L188 197H186L187 199L185 200V196H186V194H187V191L186 190H184ZM94 190L93 192H92V190ZM103 189V190H102ZM104 189H105V191H104ZM149 189V190H148ZM13 189H12V191H14ZM24 190V193L25 192H29V194L27 193L26 194V196H27V198H26V196H23V197H20L21 195H19V192H20V194L21 193H23L22 191ZM25 190H27V191H25ZM78 190V191H79ZM89 190V191H88ZM118 190V189H117ZM11 191V192H12ZM98 191V192H97ZM106 192V194L104 193V192ZM135 191V189L133 190V192ZM185 191V192H184ZM80 192V191H79ZM82 192H81V194H82ZM89 192V193H88ZM132 192V191H131ZM132 192V193H133ZM140 192V194H141V191H139ZM142 192V193H143ZM145 192V193H146ZM13 193V192H12ZM105 195H104V194ZM154 195H153V194ZM186 193V194H185ZM190 193V192H189ZM6 194H8L7 192H6ZM18 194V195H17ZM78 194V193H77ZM86 194H87V196H86ZM102 196V195H104L103 196V198L100 196V195ZM137 195L139 194V193H136ZM201 194V195H200ZM23 195V194H22ZM97 195H99L98 197H97ZM180 195V196H181ZM10 196V195H9ZM132 196V195H131ZM131 196H126V197H131ZM139 196V195H138ZM142 197H146V196H143V195H141ZM152 196V197H151ZM181 196V197H182ZM18 197H20L21 199V201H19L18 199ZM66 197H68V198H66ZM89 197V198H88ZM101 197V198H100ZM134 195H133V198L132 199H134ZM137 197V196H136ZM71 198H72V200H71ZM87 198V199H86ZM139 198H141V197H139ZM25 199V200H24ZM27 199V200H26ZM91 199H93V200H91ZM98 199H99V203H98ZM143 199V198H142ZM156 199V200H157ZM1 200V199H0ZM77 200V201H76ZM86 200H89V201H86ZM96 200V201H95ZM135 200V199H134ZM27 201V202H26ZM72 201V202H71ZM73 201H76V203L75 202H73ZM87 203H86V202ZM140 201H143V200H140ZM144 201V202H145ZM153 201V202H152ZM11 202V203H10ZM26 202V203H25ZM35 203V205H34V203ZM81 204H80V203ZM84 202H85V204H84ZM28 203V204H27ZM33 205H31V204ZM79 203V204H78ZM1 204H3L2 206H1ZM7 204V205H6ZM25 204V205H24ZM98 204V205H97ZM89 205H91L90 207H92V208H88L89 207ZM97 205V206H96ZM145 205V204H144ZM153 205V206H152ZM155 205H156V207H155ZM6 206V207H5ZM11 206V207H10ZM157 206H159L158 208H157ZM34 207V208H33ZM64 207V208H63ZM69 208V210H68V208ZM153 207V209H151V208ZM32 209V210H30V209ZM37 208V209H36ZM75 208V209H74ZM84 208V209H83ZM143 208V209H144ZM155 208H157V209H155ZM6 209V210H5ZM88 211H87V210ZM155 209V210H154ZM80 210V211H79ZM91 210V211H90ZM18 211H19V213H18ZM31 211V212H30ZM75 211V212H74ZM143 211V210H142ZM144 211H145V209H144ZM29 212V213H28ZM79 212V213H78ZM93 212V213H92ZM147 213H145V215L147 214ZM152 213V214H151ZM9 214V215H8ZM79 214V215H78ZM94 214V215H93ZM26 215V216H25ZM159 215V214H158ZM169 215V214H168ZM2 216V217H1ZM25 216V217H24ZM86 216V217H85ZM142 216H144V217H142ZM156 216V217H155ZM8 217V218H7ZM29 218V221H28V218ZM96 217V218H95ZM152 217H154V219L155 218H157L158 219V222H157V224L155 223V220L152 218ZM22 218V219H21ZM30 218H31V220H30ZM16 219V220H15ZM26 219V220H25ZM62 219V218H61ZM68 219V220H67ZM73 219L76 221V222H74L73 221ZM85 219V220H84ZM139 219V218H138ZM147 219H148V222H147ZM153 219V220H152ZM2 220V221H1ZM12 220V221H11ZM35 220V221H34ZM37 220V221H36ZM47 220V219H46ZM52 220V219H51ZM51 220H48L47 222H49V221H51ZM68 221V226H67V221ZM135 220V219H134ZM160 220V221H159ZM190 220V219H189ZM6 221V222H5ZM22 221V222H21ZM25 221H26V223H25ZM32 221H33V223H32ZM64 221V222H63ZM77 221H79V223L77 222ZM142 221H144V222H142ZM153 221V222H152ZM10 222H12L13 224L11 225L10 224ZM18 224V226H16L17 224ZM21 223V225L19 224V223ZM39 222H42V225L41 226H39L40 225V223ZM44 222V223H43ZM65 222H66V224H65ZM69 222H71V223H73L74 222V226L71 224V223H69ZM148 224H147V223ZM149 222H152V224L151 223H149ZM208 221H206V219H205V214H204V225H205V227H204V230H203V234L201 235L203 238H201L202 240H206V244L208 245V237H209V231H208V228H207V225H208V223H207ZM7 223V224H6ZM8 223H9V225H10V228H9V230L10 231H12V229L14 228V230L13 231H15L14 233H13V231L11 232V233H7L9 230H8ZM22 223H23V225H22ZM31 223V224H30ZM37 225H36V224ZM193 223V222H192ZM194 223H196V222H194ZM28 224H30V226L28 225ZM47 224V223H46ZM77 224V225H76ZM79 224V225H78ZM146 224V226H144ZM35 225V226H34ZM70 225V226H69ZM148 225V226H147ZM155 225H154V227H155ZM12 226H13V228H12ZM28 226V227H27ZM72 226V227H71ZM195 226H196V224H195ZM22 227V228H21ZM27 227V228H26ZM82 227V228H81ZM91 227V228H90ZM153 227V228H154ZM158 227L160 228V226H158L157 225V227H155V230L157 229V230H160V229H158ZM5 228H6V231H5ZM16 228V229H15ZM80 228H81V230H80ZM129 228H131V226L129 227ZM25 229V230H24ZM34 229H36V230H34ZM63 229V230H62ZM64 229H65V231H64ZM66 229H70V231L68 232V231H66ZM150 229H151V231H152V235L156 232V231H154V229H152L151 227H150ZM150 229H149V231H150ZM203 229V228H202ZM16 230H18V231H16ZM21 230V231H20ZM23 230H24V232H28L27 234L26 233H24L23 232ZM28 230V231H27ZM38 230H41V232H38ZM50 230H52L51 228H50ZM34 231V232H33ZM44 231H46V232H44ZM57 231V232H58ZM80 231V234L78 233ZM19 232H21V235L20 234H18ZM33 232V233H32ZM67 232V233H66ZM92 232V233H91ZM154 232V233H153ZM13 233V234H12ZM17 235H16V234ZM23 233V234H22ZM44 233V234H43ZM52 233L54 234L55 233V231L54 230H52ZM52 233H51V235H52ZM10 234H12V236H10ZM29 234V235H28ZM39 234V235H38ZM41 234V235H40ZM58 234V233H57ZM56 233L54 234V236L55 235H57ZM72 234V235H71ZM79 234V235H78ZM33 235V236H32ZM43 235V236H42ZM71 235V236H70ZM113 235V236H112ZM152 235L150 236V237H152ZM23 236V237H22ZM30 236V237H29ZM45 236V237H44ZM50 236V235H49ZM62 236V235H61ZM81 236H82V238H81ZM108 236V237H107ZM111 236V237H110ZM4 237V238H3ZM141 237H143V238H141ZM6 238V239H5ZM53 238V240H55L54 239V237H52ZM76 238V239H75ZM110 238V239H109ZM116 238V239H115ZM5 239V240H4ZM30 239V240H29ZM32 239V240H31ZM36 239V240H35ZM43 239V240H42ZM48 239V240H47ZM57 239V238H56ZM58 239H57V241H58ZM61 239H62V241H61ZM78 239V240H77ZM115 239V240H114ZM144 239V240H143ZM149 239H151V238H149ZM4 242H3V241ZM74 240H76V241H74ZM83 240V241H82ZM118 240V241H117ZM142 240V241H141ZM37 241V242H36ZM50 241H52V242H50ZM56 241V240H55ZM56 241V242H57ZM109 241V242H108ZM115 241V242H114ZM141 241V242H140ZM146 241H149L148 239L146 240ZM145 241V242H146ZM33 242V243H32ZM46 242V243H45ZM82 242V243H81ZM108 242V243H107ZM7 243H8V241H7ZM36 243V244H35ZM53 243V244H52ZM65 243H63V244H65ZM90 243V244H89ZM94 243V244H93ZM4 244V245H3ZM25 244V245H24ZM50 246H52V247H54V248H52V247H50ZM59 244V243H58ZM61 244V243H60ZM104 244V245H103ZM4 246V247H2V246ZM8 245V244H7ZM74 245V246H73ZM77 245V247L75 248V246ZM91 245H92V247H91ZM21 246V247H20ZM32 246V247H31ZM61 246H64V245H62L61 244ZM100 246H102V247H100ZM119 246V247H118ZM89 247H90V250H92V251H90L89 252ZM99 247V248H98ZM14 248H12V249H14ZM23 248V249H22ZM33 248V249H32ZM66 248H63L62 247V251H64V250H66ZM88 248V249H87ZM104 248V249H103ZM107 248V249H106ZM8 248H6V250H7ZM75 249V250H74ZM76 249H77V251H76ZM80 249H82V250H80ZM84 249V250H83ZM94 249V250H93ZM98 249V251H100V252H102V253H100V252H97L96 250ZM99 249H101V250H99ZM3 250V249H2ZM5 250V249H4ZM5 250V251H6ZM56 250V251H55ZM73 250V251H72ZM118 252H117V251ZM120 250H121V252H120ZM4 251V252H5ZM23 251V252H22ZM67 251V250H66ZM95 251V255H94V253H93V255H92V252H94ZM108 253V255L109 254H111V255H109V256H111L110 258L107 256H105V254H106V252ZM8 250L6 251V254H8ZM20 252V253H19ZM104 252H105V254H104ZM124 254H123V253ZM14 253H15V251H14ZM25 253V254H24ZM54 253V254H53ZM55 253H57V255H58V257L57 256H54V255H56ZM87 253H89V254H87ZM100 253V254H99ZM21 254H22V258H21ZM27 254H28V256H27ZM49 254V255H48ZM50 254H53L52 255V257L50 258ZM62 256H61V255ZM70 254V255H71ZM103 255V257H102V255ZM172 251H171V253L169 254V252H168V255H167V257L169 258V261L171 262V261H174V262H176L177 264H179L178 263V259H179V257L181 256V261H183V263L182 264H193L192 263V261H190V260H187V257H188V254H186V253H184V252H174V256H172ZM25 255V256H24ZM60 255V256H59ZM99 255H100V257H99ZM115 255H117V256H115ZM37 256V257H36ZM49 256V257H48ZM54 256V257H53ZM74 256V257H73ZM86 256V257H85ZM96 256V257H95ZM128 256V257H127ZM26 257V258H25ZM30 257V258H29ZM61 257V260H62V262H61V260L60 259H58L57 260V258H60ZM102 257V258H101ZM104 257H106V258H104ZM47 258H50V259H48L47 260ZM53 258H55V260L53 259ZM78 258H80L79 260H78ZM94 258H95V260H94ZM114 258V259H113ZM171 258H173V260H171ZM75 259H77V260H75ZM97 259H98V261H97ZM104 259H106V262L105 261H103ZM109 259V261H107ZM116 259V260H115ZM131 259V260H130ZM22 260H24V261H22ZM47 260V261H46ZM49 260H51V261H53L54 260V262H52L51 263V261L49 262ZM60 260V261H59ZM70 260V261H69ZM74 260L75 261H77V262H79V263H76V262H74ZM84 260V261H83ZM113 260V261H112ZM115 260V261H114ZM2 261V262H1ZM20 261V262H19ZM41 261V262H40ZM65 261V262H64ZM97 261V262H96ZM129 261V262H128ZM7 262V263H6ZM9 262V263H8ZM40 262V263H39ZM43 262V263H42ZM72 262V263H71ZM95 262V263H94ZM104 262V263H103ZM108 262H110V263H108ZM126 262V263H125ZM169 262V263H170ZM47 264V263H46ZM181 264V263H180Z\"/></svg>", "mask_w": 264, "mask_h": 264}, {"label": "crops", "instance_id": "crops-1", "mask_svg": "<svg viewBox=\"0 0 264 264\" xmlns=\"http://www.w3.org/2000/svg\"><path fill=\"white\" fill-rule=\"evenodd\" d=\"M128 21H131V20H128ZM133 23L135 25L144 24V23H135L134 21ZM124 24H126V22ZM163 26H167V25H162L158 27H163ZM104 28L106 29V32H107L105 39L103 41L104 43L102 44L91 43L90 47L88 46V48L83 49L82 51H79V49H75L77 48L76 47L77 43L73 41V39L71 38L65 39L64 37L59 36L55 34L54 32L48 31L44 27H39L36 24H33V25L27 24L19 28L14 25L11 27L0 26V34H2V37L0 38V40H6L10 43L23 46L30 52H36V48L38 49L39 43H38V40L35 38H39V39L42 38V40L46 41L44 45V50L46 52V55L58 60L59 69L63 73H68V74L70 73V71H67L65 69V67H67L66 65H68V67L70 68L74 67L86 73L95 75L100 71L102 67V59H105V52H104L105 45L104 44H105L106 38L117 36V33L115 34V32H113L109 28L108 24H105ZM148 30L149 29H147L146 31ZM109 31H111L112 33ZM146 31L143 34H145ZM128 35L133 39L132 41H133L134 46H133L132 51H129V52L124 51L123 54H121L123 58L125 59L127 58L126 63L132 62V60L135 59L136 54L139 55V51L136 49V46H135V43L137 42L135 41L137 40L136 36L134 35L133 37L132 36L133 34H129V33ZM125 73H128V72H125ZM195 134H196V127L193 128V131L189 134L188 139L181 138V140H179L180 143H178L179 150H181V152L180 151L179 152L184 158V160L186 157L185 164L187 165L188 168H191L190 167V160H191L190 157L192 156L191 153L193 151V143H194ZM189 137H190V140L192 139L191 141L189 140ZM185 150H187V152H185ZM200 184L202 185L201 182ZM139 213H140V204L136 200L132 199L131 197L128 198L126 196H111L103 203V206H102V215L105 217V219L123 228H129L131 226L132 220L139 218L137 217L139 216ZM123 228L121 229L123 230ZM137 231L138 230L133 231V228L131 227L128 229V231L122 234V238L124 239L125 247L127 249L131 250V248H133L134 246L133 240L136 239ZM168 238H169L168 232H165L163 230L156 231L151 237V240H152L151 250L159 259H165L168 255L169 251L164 246ZM178 263L179 264L183 263V261H181V256L178 259Z\"/></svg>", "mask_w": 264, "mask_h": 264}]
</instances>
